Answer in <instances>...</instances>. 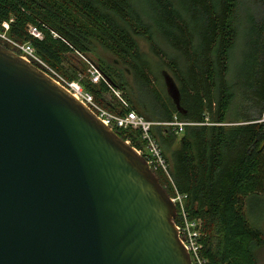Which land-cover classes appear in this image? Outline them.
Listing matches in <instances>:
<instances>
[{
	"label": "trees",
	"instance_id": "1",
	"mask_svg": "<svg viewBox=\"0 0 264 264\" xmlns=\"http://www.w3.org/2000/svg\"><path fill=\"white\" fill-rule=\"evenodd\" d=\"M238 3L147 0L141 7L132 0H0V33L30 44L52 69L80 81L104 109L119 115L131 110L156 124L174 119L196 124L181 133L155 125L150 134L173 186L160 172L159 183L169 196L177 190L186 197L189 220L201 223L208 264H258L255 251L264 243L244 213V202L264 192V2L261 17L248 18L257 54L230 83ZM29 26L41 38L31 36ZM81 56L99 68L100 83L86 78ZM164 74L175 86L179 110L166 85L164 96L158 89ZM112 89L121 92L128 110ZM235 98L241 113L228 122ZM116 133L136 149L144 146L140 131Z\"/></svg>",
	"mask_w": 264,
	"mask_h": 264
},
{
	"label": "water",
	"instance_id": "2",
	"mask_svg": "<svg viewBox=\"0 0 264 264\" xmlns=\"http://www.w3.org/2000/svg\"><path fill=\"white\" fill-rule=\"evenodd\" d=\"M175 215L130 144L0 44V264H191Z\"/></svg>",
	"mask_w": 264,
	"mask_h": 264
},
{
	"label": "built area",
	"instance_id": "3",
	"mask_svg": "<svg viewBox=\"0 0 264 264\" xmlns=\"http://www.w3.org/2000/svg\"><path fill=\"white\" fill-rule=\"evenodd\" d=\"M2 27L7 30L8 24L3 22ZM28 33L35 38H41V33L33 26L28 27ZM0 37L3 39L4 35ZM4 40L9 45L10 50L15 52L27 63L40 69L47 77H49L53 82L70 94L79 104L89 110L105 127L109 128L115 133L120 130L140 131L141 139L144 141V146L142 149L133 148L145 159L151 172H153L155 175L159 172L162 173V175L165 176L173 186L172 180L170 178L169 166L163 156L160 146L150 134L151 128L155 125H165L173 128L178 133H181L185 126H193L196 124L178 121L177 119H174L173 122L161 124L149 122L143 117L138 116L134 111L128 110V104L122 98L121 92L115 91L113 89V94L116 96L121 106L125 110H128V112L124 115L111 113L101 107L95 101L91 93L84 90L80 81L68 80L60 73L52 69L44 61H42L36 55L34 48L30 44L17 43L10 40L9 38H4ZM81 58L86 64V78L89 80V82L91 84L100 83L101 80H103V77L99 68L85 57L81 56ZM82 77L83 76L80 75L79 79ZM126 142L129 144L128 141ZM169 197L176 210L175 218L177 216L178 224H176L175 219L174 222L177 228L178 236L182 246L189 255L191 264H208V259L204 256L201 223L199 221L189 220L184 203L186 197L178 193L177 190L172 196Z\"/></svg>",
	"mask_w": 264,
	"mask_h": 264
},
{
	"label": "rangeland",
	"instance_id": "4",
	"mask_svg": "<svg viewBox=\"0 0 264 264\" xmlns=\"http://www.w3.org/2000/svg\"><path fill=\"white\" fill-rule=\"evenodd\" d=\"M133 4L140 5L141 7L146 4L147 0H132ZM262 2L264 0H239L237 14H236V23L235 26L239 32L236 41L234 43L233 51L231 52L230 60V73H229V82L232 83L233 79L235 80V75L238 73V69L244 68L246 65V59L255 58L257 54V46L255 43L258 42V38L254 34H250L252 27L249 25L248 18L253 17L255 20H258L261 17L262 13ZM6 30V29H5ZM4 35V38H8L6 34L0 33V36ZM251 35V36H250ZM0 37V44L4 45L6 41ZM138 44L141 50L148 55L153 61H155L154 56L149 52L146 42L142 39H138ZM159 41H161L159 39ZM254 45L251 48V43ZM80 60L84 61L81 57ZM87 59V58H86ZM86 69V64H85ZM158 89L162 92L163 96L165 93V84L164 81L160 78L158 82ZM242 103L239 102L237 98L234 99L228 122L233 121L239 117V108ZM262 119H264V111L262 114ZM231 124V123H229ZM244 213L249 222L254 225L261 232L262 239L264 241V192L262 194L254 195L248 198L244 202ZM255 255L258 261V264H264V243L263 246L257 247Z\"/></svg>",
	"mask_w": 264,
	"mask_h": 264
},
{
	"label": "flooded vegetation",
	"instance_id": "5",
	"mask_svg": "<svg viewBox=\"0 0 264 264\" xmlns=\"http://www.w3.org/2000/svg\"><path fill=\"white\" fill-rule=\"evenodd\" d=\"M2 45V44H1ZM4 46V45H3Z\"/></svg>",
	"mask_w": 264,
	"mask_h": 264
}]
</instances>
